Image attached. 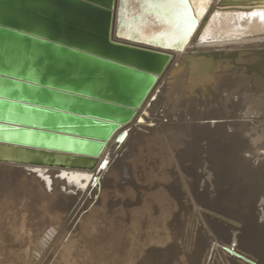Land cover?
I'll return each instance as SVG.
<instances>
[{"label": "water", "instance_id": "1", "mask_svg": "<svg viewBox=\"0 0 264 264\" xmlns=\"http://www.w3.org/2000/svg\"><path fill=\"white\" fill-rule=\"evenodd\" d=\"M246 7L264 0H0V162L101 169L158 82L205 96L222 65L264 101V43L186 49L207 12Z\"/></svg>", "mask_w": 264, "mask_h": 264}, {"label": "bare ground", "instance_id": "2", "mask_svg": "<svg viewBox=\"0 0 264 264\" xmlns=\"http://www.w3.org/2000/svg\"><path fill=\"white\" fill-rule=\"evenodd\" d=\"M253 12H264V8H215L207 12L205 22L200 24L186 49L229 51L247 43H264V19L251 15ZM185 54L186 50L176 52L174 58L177 60ZM202 82L211 87L210 94L203 96L202 89L199 95L192 93L191 85L182 78L162 86L158 82L152 92L154 100L142 105L136 118L127 124L128 135L122 147L115 149L112 142L107 144L103 155L108 159L105 165L108 176L122 167L124 175L121 179L126 180L128 172L118 157L119 153L124 157L120 149L136 138L138 143L144 139L142 148L141 144H136L141 148V155L133 151L136 157L130 165L132 177L129 188L124 189L131 198L108 202L106 207L127 210L136 206L145 213L146 219L141 224V246L133 250H124V243L119 242L123 231L120 227L115 226L116 230L109 233L105 231L106 225L105 228L91 226L96 229L93 241L100 248V253L93 257L103 264L113 261L175 263L179 253L178 230L185 223L187 202L190 208L186 234L188 253L179 254L181 261L178 264H198L201 259L203 264H211L214 258L225 264L224 256L235 263L251 264V258H255V264H264V128L248 129V125L257 121L264 126V101L258 100L248 87L232 89L230 68L225 69L223 65L216 77L205 78ZM158 104L166 122L159 118L146 127L145 123L153 122L149 111ZM183 104V111L178 112ZM188 107L192 111L187 112ZM144 114L149 115L150 120L144 119ZM138 118H141L140 122ZM180 120L184 121L185 127L178 126ZM164 125H170V128L163 141H159L158 134L164 131ZM140 127L146 130L145 133L138 129ZM113 158L114 162L111 161ZM6 166L21 167L38 185L43 183L39 177L56 176L57 171L54 182L63 186L65 202L76 197L73 209L79 208L92 192L99 189L105 168L81 170L0 162V173L19 172ZM46 169L50 171L42 172ZM39 172L41 174H37ZM199 181L202 183L200 189L197 187ZM149 209L158 213L157 219H148ZM206 209L214 213L208 214ZM170 212L172 218L168 219ZM261 213L262 223L257 221ZM161 218L164 225L160 223ZM238 221L240 228L234 224ZM168 226L170 234L165 237L163 234ZM155 230L159 234L151 236ZM232 241L235 243L230 247L220 244L230 245Z\"/></svg>", "mask_w": 264, "mask_h": 264}, {"label": "rangeland", "instance_id": "3", "mask_svg": "<svg viewBox=\"0 0 264 264\" xmlns=\"http://www.w3.org/2000/svg\"><path fill=\"white\" fill-rule=\"evenodd\" d=\"M184 107L183 104L177 111H183ZM161 109L158 104V106L153 107L152 112L149 111L153 122L150 124L145 123L146 127L153 125L155 121H159V118H161L162 122H166L165 117L162 116ZM190 111H192V108L188 107L187 112ZM144 119L150 120L149 115L144 114ZM262 122L264 123V120ZM177 124L180 127H185L183 120H180ZM258 125V121L248 125L250 126L248 128L249 131L253 129L252 127H256L258 130L264 128L263 125V127ZM169 128L170 125L163 126L164 131L158 134L159 141H163V136L168 134ZM138 129H141L144 133L146 131L142 130L141 127ZM146 129L148 130L149 128ZM143 141L144 139L142 138L138 143L136 138L133 142L121 148L122 150L120 149L124 157L121 156V153H119L118 157L123 165L127 167L126 180L121 179L124 175V172L121 171L122 167L112 171L113 174L109 176L107 174L109 171L105 167L100 177L101 185L99 189L96 192H92L79 208L74 209L72 205L76 197L66 203L63 197L65 191L63 186L54 182L57 181V171L56 176L39 177L40 180H43V183L38 185L29 179L33 177L32 175H25V171L21 167L6 166L18 169L19 172L11 174L0 173V264H103L102 261L93 257L100 253V248L98 247L99 244L93 241L96 229L91 226L105 228L104 225H106L105 231L109 233L116 230L115 226H118L121 230L123 229L119 242L124 243V250H133L140 247L142 240L140 236L143 235L141 224L146 219L145 213L136 206H132L127 210L116 206L114 210H109L106 207V203L117 199L129 200L131 198V195L125 192L124 189L129 188V179L132 177L130 165L136 157L133 151L138 152L139 156ZM136 144H141V148ZM111 161L114 162V158ZM48 171L50 170L46 169L42 172ZM118 172H121L122 175H117ZM37 174H41V172ZM24 175L28 176V178L24 177ZM203 178H206V176ZM201 185L202 183L199 181L198 189H200ZM187 206L185 223L178 230L180 238L176 241L179 253L173 264H178V261H181L179 254L188 253L186 241L190 211L188 202ZM208 210L206 209L208 214L214 213L212 210H209L210 212ZM157 214L149 209L148 219L153 217L157 219ZM172 214V212L168 214V219L172 218ZM261 215L262 213L257 218L260 223L263 222ZM166 217L167 215L164 216V218ZM162 220L163 218L160 220L161 224H163ZM234 224L238 228L241 226L239 221ZM167 228L168 230L164 234H160L165 237L169 235V226ZM156 234H159L158 230L151 236ZM232 242L230 245L226 242L220 244L230 247L235 243L234 241ZM251 259L253 262L250 263L255 264L256 259ZM209 260L210 258L207 257V261ZM223 261L225 264H240L232 262L227 256H224ZM107 264L130 263L113 261V263ZM198 264H203V260L201 259ZM211 264H221V262L214 258Z\"/></svg>", "mask_w": 264, "mask_h": 264}, {"label": "snow or ice", "instance_id": "4", "mask_svg": "<svg viewBox=\"0 0 264 264\" xmlns=\"http://www.w3.org/2000/svg\"><path fill=\"white\" fill-rule=\"evenodd\" d=\"M145 3L151 4L153 6H162V7H167V8H176L179 6H183L187 4V0H144ZM251 15H259L261 19H264V12L260 13H251ZM189 30H191V22L189 24ZM105 163L101 164V168L105 167Z\"/></svg>", "mask_w": 264, "mask_h": 264}]
</instances>
